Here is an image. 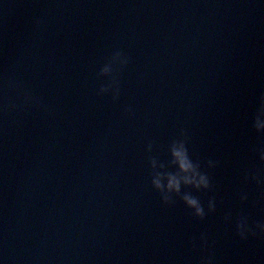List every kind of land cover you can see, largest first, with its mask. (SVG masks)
Listing matches in <instances>:
<instances>
[{"label": "water", "instance_id": "water-1", "mask_svg": "<svg viewBox=\"0 0 264 264\" xmlns=\"http://www.w3.org/2000/svg\"><path fill=\"white\" fill-rule=\"evenodd\" d=\"M117 50L114 102L98 73ZM7 79L47 108L5 111ZM261 97L264 0H0V264H264V236L236 231L264 222V185L244 178L264 173ZM181 129L212 180L183 189L206 211L215 197L204 220L151 183Z\"/></svg>", "mask_w": 264, "mask_h": 264}, {"label": "clouds", "instance_id": "clouds-1", "mask_svg": "<svg viewBox=\"0 0 264 264\" xmlns=\"http://www.w3.org/2000/svg\"><path fill=\"white\" fill-rule=\"evenodd\" d=\"M37 26L43 24V20H36ZM130 63V57L123 51L117 50L112 53L107 62L100 68L99 76L108 77V81L99 88V95L112 94V100L115 102L121 94L120 73ZM5 88L16 92L17 102L11 100L5 104V111H16L27 106H39L47 108L40 99L25 89L21 83L13 79H7ZM126 113H132L133 110L129 106ZM253 127L257 132L264 133V97H261V103L256 111ZM190 136L186 129H181L179 135L175 137L168 146L171 155L168 163L159 162L155 156H149L151 165V183L156 189L163 203L172 205L176 203L175 197L179 196L189 209H192V215L204 220L208 213L216 211V199L212 197L208 200L207 211L202 204L200 198L191 191H183L185 187L195 189L196 191H206L213 188L212 180L206 171L202 170L201 162L193 160L189 153ZM154 141H149L147 151L152 152ZM260 160L264 161V145L259 148ZM219 162L209 159L207 166L215 168ZM174 168L175 170H169ZM245 180H254L258 185H264V173L260 169L245 173ZM264 195V194H262ZM242 201L248 200L247 193H241ZM226 221H231V213H227L224 217ZM236 231L242 240L251 236H264V222L251 221L250 217L240 214L236 219ZM200 239L204 245H208L206 234H201ZM195 246V244H194ZM200 264H214V256H205L200 260Z\"/></svg>", "mask_w": 264, "mask_h": 264}]
</instances>
